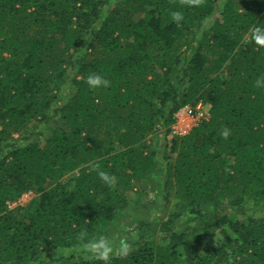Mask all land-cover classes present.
Instances as JSON below:
<instances>
[{
    "label": "trees",
    "instance_id": "1",
    "mask_svg": "<svg viewBox=\"0 0 264 264\" xmlns=\"http://www.w3.org/2000/svg\"><path fill=\"white\" fill-rule=\"evenodd\" d=\"M257 25L264 0H0V264H103L81 233L130 243L110 264H264ZM93 72L110 86L90 89ZM198 103L208 120L168 139Z\"/></svg>",
    "mask_w": 264,
    "mask_h": 264
},
{
    "label": "clouds",
    "instance_id": "2",
    "mask_svg": "<svg viewBox=\"0 0 264 264\" xmlns=\"http://www.w3.org/2000/svg\"><path fill=\"white\" fill-rule=\"evenodd\" d=\"M187 3L191 7H198L201 4V0H187ZM171 18L175 23L179 24L183 21L184 16L180 11H173ZM251 36L256 45L264 46V25L254 27L251 30ZM86 83L90 89H97L100 87L107 88L111 82L101 74L93 72L87 76ZM255 85L257 87H264V76L258 78L255 81ZM221 134L227 138L229 132L225 129ZM97 175L103 184L108 187H112L117 183V177L108 171L97 170ZM80 239L82 241L83 253L94 260L102 261L103 264H110V260L114 254L119 253L121 256H124L130 250V243L126 239H121L118 245H114L111 238L104 234H99L92 239L83 241V233H81Z\"/></svg>",
    "mask_w": 264,
    "mask_h": 264
},
{
    "label": "rangeland",
    "instance_id": "3",
    "mask_svg": "<svg viewBox=\"0 0 264 264\" xmlns=\"http://www.w3.org/2000/svg\"><path fill=\"white\" fill-rule=\"evenodd\" d=\"M203 117L202 118H198L199 113H197L195 116L191 117L186 115V117H182V120H180V118H178V116H175L176 120L174 122V124L171 126V134L170 136H168V139L171 138V136H175L174 131H178L179 129H187L188 132L196 127V125L201 122V121H205L208 120L209 116H210V106H207L204 104L203 106ZM179 113V112H177ZM176 113V115H177ZM183 123V124H182ZM180 137V136H178ZM147 144L150 146L151 150L156 149V151H159L162 155L160 156L161 158H163L164 154H163V147L165 145V141L163 140V136H153L151 135L148 138ZM73 175H68L67 177H72ZM158 179H152L151 181L148 179H143L141 181H137L135 182V193L136 196H134L132 199H130L129 205L130 208H134L135 203L133 202L137 197L140 198V203H148L150 201L155 200V197L157 196L156 194H159V191L161 190L162 186H160V184H158L157 181ZM53 183V182H52ZM51 184V183H50ZM36 198V195L32 192H29L25 195H23L20 200L16 203H12L10 204V208H14L16 206H22V207H28L31 202L33 201V199ZM172 204L171 206H173L175 204V202H177L176 199L172 198L171 199ZM155 206V203H153ZM138 207V206H137ZM151 207V206H150ZM156 209V208H155ZM155 209H153V211H149L147 214L152 213L157 215V212H154ZM155 216L152 217V219Z\"/></svg>",
    "mask_w": 264,
    "mask_h": 264
},
{
    "label": "built area",
    "instance_id": "4",
    "mask_svg": "<svg viewBox=\"0 0 264 264\" xmlns=\"http://www.w3.org/2000/svg\"><path fill=\"white\" fill-rule=\"evenodd\" d=\"M203 106H204V104H202V103H198L195 106H192V105L185 106L182 109H180L178 111L179 113H177V115L175 114V116L179 115L178 118H180V120H182V117H186V115L193 117L197 113H199L198 118L200 119L203 117V112H202ZM189 133H190V131L188 132V130L185 128L181 129V130L179 129L178 131H174L175 136H180V137L186 136Z\"/></svg>",
    "mask_w": 264,
    "mask_h": 264
}]
</instances>
